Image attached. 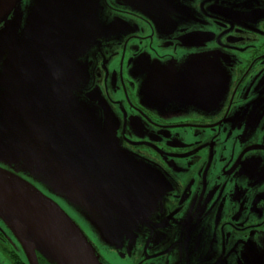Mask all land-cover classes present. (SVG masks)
<instances>
[{
    "label": "rangeland",
    "instance_id": "obj_1",
    "mask_svg": "<svg viewBox=\"0 0 264 264\" xmlns=\"http://www.w3.org/2000/svg\"><path fill=\"white\" fill-rule=\"evenodd\" d=\"M236 1L81 0L85 17H82L81 7L76 3L78 7L77 22L74 25H67L66 29L68 31L62 34L61 42L63 45H80L83 42L82 37L89 36L84 42L85 48L82 60L85 64H88L90 79L93 70L95 75V63L98 61L99 64L102 53L108 55L107 63L109 65L107 67H109V72L116 64L122 66V63H124L126 66L123 69V74H131V81H138V87L136 89L135 87L132 88L133 101L140 103L146 111L151 113V121L146 119L147 122H145L148 126L152 125L151 122H158L160 119L173 120L183 117L187 112L196 113L199 115L198 117L205 118L214 113L218 114L221 108L236 106L230 113L224 114L223 120L230 126H232V123L235 124L236 130L245 134L248 121H252V113L257 112L258 100L254 93L249 95L234 93L235 90H232V86L235 81L236 62L234 64L228 62L224 64L225 55H227L225 51L220 49H207V52L195 51L198 53L194 54V52L181 56V58H184L183 61L181 59L178 61L160 60L154 58L151 53H148V56H143L144 53H142L134 57L135 47L140 43L136 40L138 37L131 36V34H139L143 30L142 20L146 19L156 33L159 32L160 34L161 29H165L166 33L157 35L158 39L163 42L158 47L165 49L166 43H171V38L176 32L185 30V34H187L189 28H197L201 26L202 22L207 21L206 14L216 11L226 17H236L237 13H240ZM253 1L256 5L263 4L262 9L264 10V0ZM65 2L68 3L69 0H65ZM252 12V8H248L247 19H252ZM215 14L219 15L218 13ZM169 28L172 29V33ZM36 46L34 50H36ZM95 46L100 47L98 50L100 57L94 53L93 48ZM169 50H172V47ZM230 56L231 58L236 57L235 55ZM131 59L135 60L130 65L132 69L128 67ZM116 70L120 73L121 67ZM113 93L114 98L118 97L116 93ZM103 102L109 106V109L115 115L112 105L109 104L106 98L103 99ZM116 132L127 160L120 163L117 158H112L111 179H106L103 176L98 179L100 184H105L103 186L104 193L110 194L113 220H117L118 216L121 215L122 221H129L126 233L116 230L110 236H106L103 234V227L98 224V221H106L105 218L92 217L85 208L74 206L67 196L60 197L58 190L53 187L49 188L41 181L39 183L44 187L47 195L52 199H56V202L62 205V208L74 221L87 223L84 230L88 235L85 234L90 241L92 240L93 243L99 246L98 255L103 257L107 264H143L144 261L140 258V251L143 248V242L150 240L148 238L151 232L149 230L150 223L152 221H163L166 218L165 214L168 207L173 203L172 194L178 190V187L164 167L160 168L156 164L155 158L148 157L149 159H147L146 156L144 157L138 153L141 150L123 146L118 130ZM258 136H260L259 130L253 137L249 135L251 138L246 141H255ZM164 142L165 140L163 142L160 140V143ZM258 155L259 157H255L254 160L259 162L260 167L264 169V151L259 150ZM99 156L106 164L109 158L108 152L103 151ZM245 157L241 162L242 168L250 173L253 170L254 163ZM176 164L179 165L177 160ZM94 165L97 166V162ZM127 166L126 174H129L130 177L135 176L136 181L143 184L142 188L136 185V188H133L135 195H132L133 198L137 197V199L144 197V203L139 204L140 209L130 210L126 208L124 205L125 192L119 189L124 187L128 191L123 177ZM18 169L34 182H37L33 179L32 175H35V173L32 170L26 167L22 169L20 166H18ZM261 170L257 169L256 173H260ZM184 175V180L195 179L194 186L196 187L192 185V195H195L194 198L197 195L200 199L203 195L204 185L203 190H200L201 186L198 182L201 180L198 179L199 175L195 168L193 170L189 168ZM218 176L219 172L215 170L208 182V186L212 190L215 184L214 181L219 180L216 185L218 193L214 196L208 195L201 206V210L191 207L183 213L180 219L176 220L203 221L201 223L191 222L192 232H203H200L196 238H192L191 234L186 237L188 230V225H186L181 228L182 230L166 233L164 245L169 244L179 248L192 242L197 247V255L203 257L202 260L204 261L212 262L218 258L220 247L224 245L225 253L229 254L224 262L226 264H264V225L256 228L248 227L237 232L232 228L231 223L228 224V222L240 221L242 224L249 225L252 221L264 219V207L259 210L256 208L257 202H254L258 196L263 197L264 200V179L258 181L254 177L250 178L249 180L255 183L250 185H257L260 193L244 194L241 192L244 190V184L241 182L242 185H238L237 175L233 183V180L229 181V178L224 176L221 183L224 181L227 185H221L220 179H217ZM243 180L247 181L244 178ZM80 181L87 183L88 179L81 178ZM110 183L112 184L109 185ZM230 183V196L224 202H220V189L223 186V189L229 188ZM90 185L91 183L87 186L85 195L92 197V204H98L99 201L96 199V195L89 190ZM99 197L107 199L103 194H99ZM188 206L189 204L184 209ZM235 218L238 219L235 220ZM122 221L120 222L123 223ZM174 236H176V240L172 238ZM173 241L174 243H172ZM155 244L158 245L159 242ZM159 247H153V249ZM0 264H12L11 259L4 254L1 246ZM169 264L173 263L170 262Z\"/></svg>",
    "mask_w": 264,
    "mask_h": 264
},
{
    "label": "water",
    "instance_id": "obj_2",
    "mask_svg": "<svg viewBox=\"0 0 264 264\" xmlns=\"http://www.w3.org/2000/svg\"><path fill=\"white\" fill-rule=\"evenodd\" d=\"M76 3L84 18L81 0H29L26 4L24 0H0V218L18 239L30 264H38L37 253L57 264L101 262L79 225L27 180L18 166L32 170L35 181L58 190L60 197L67 196L92 217L105 218L98 224L106 236L116 230L126 233L129 226L121 215L113 220L110 194L104 193L105 184L98 179H111L112 158L120 163L127 158L117 138V118L99 91L91 87L88 64L82 60L89 36L82 37L80 45L61 42L67 25L77 22ZM103 151L108 152L106 164L99 156ZM127 168L123 177L128 191L119 188L126 195L124 205L140 209L144 197L132 195L133 188L143 184L126 174ZM81 178L88 182L82 183ZM89 183L98 204L85 195ZM12 194L35 207L64 244L70 263L31 238L25 223L29 214L21 215L15 209Z\"/></svg>",
    "mask_w": 264,
    "mask_h": 264
},
{
    "label": "flooded vegetation",
    "instance_id": "obj_3",
    "mask_svg": "<svg viewBox=\"0 0 264 264\" xmlns=\"http://www.w3.org/2000/svg\"><path fill=\"white\" fill-rule=\"evenodd\" d=\"M28 1L24 0V4ZM236 3L240 9V13H237L236 17H226L216 11L214 13L219 15H214V13L206 14L207 21L202 22L201 26L197 28H189L187 34H185V30L176 32L171 38V43H166L165 49L158 47L163 42L157 37V35L166 33L165 29H161L160 34L159 32L156 33L146 19L142 20L143 30L139 34L134 33L131 36L138 37L136 40L140 43V45L135 47L134 57L142 53H144L143 56H148V53H151L154 58L160 60L178 61L181 59L183 61L184 58H181V56L194 53L195 51L207 52V49L225 51L227 55H225L224 64L227 62L234 64L236 62L235 81L232 86V90H235L234 93H245L247 95L254 93L258 100L257 112L252 113V121H248L245 134L237 131L235 124L232 123V126H230L223 120L224 114L230 113L236 106L221 108L218 114L214 113L205 118L198 117L199 115L196 113L187 112L183 117L173 120L160 119L161 121L150 123L155 126H148L145 122H147L146 119L151 121V113L146 111L140 103L133 101L132 88L135 87L136 89L138 87V81H131V74H123V69L126 66L124 63H122V66L116 64L109 72V67H107L109 65L107 63L108 55L106 56L102 53V62L100 61L98 64L97 61L95 63V75L94 70L91 73V82L93 83L91 87L98 90L100 97L106 98L113 107L118 121V135L122 145L141 150L138 153L144 157L146 156L147 159H149L148 157L155 158L156 164L160 168L164 167L169 176L177 183L178 190L172 194L173 203L168 207L165 214L166 218L164 217L163 221H152L150 226L148 225L151 231L148 236L150 240L143 242V248L140 251V258L144 261L143 264H169L170 262L173 264H226L224 262L229 254L225 253L224 245L219 250L218 258L220 257V259L217 258L218 260L216 259L213 262L204 261L202 260L203 257L197 255V247L192 242L190 244L186 243L183 247L175 248L174 245L170 246L167 244L165 246L164 237L166 233L180 230L186 225H188L186 237L191 234L192 238H196L200 232H203L191 231V222L201 223L203 221L176 220L180 219L183 213L191 207L201 210V206L208 198V195L214 196L218 193L216 185L219 180L214 181L215 184L212 190L208 186L210 176L215 170L219 172L217 179H220L221 185H227L224 181L221 183V179L224 176H227L229 181L233 180L232 183L238 176V185H242L241 182L244 184V190L241 192L244 194L260 193L257 185H250L255 183L249 179L253 177L258 181L264 179V169L260 167L259 162L254 160L255 157H259V150L264 151V10L262 9L263 4L256 5L253 0H237ZM248 8L253 10L252 19H247ZM185 10L187 11V9ZM2 27L3 24H1L0 29ZM169 30L172 33V29L169 28ZM170 47H172V50H169ZM93 49L96 56L100 57V52L98 51L100 47L95 46ZM230 55H235L237 58H231ZM133 61L135 60L131 59L128 65L131 69L132 66L130 65H132ZM120 67L121 71L119 73L116 69H120ZM112 93H116L118 97L114 98ZM258 130L260 136H258L257 140L246 141L253 137L254 134H257ZM160 140L162 142L165 140V142L160 143ZM244 157L254 163L253 170L250 173L242 168L241 162ZM176 160L179 165L176 164ZM3 167L9 168V166L4 165ZM189 168L192 170L195 168L198 173V179L201 180L198 182L201 186L200 190H203L204 185L203 195L200 199H198L197 195L195 198V195H192L191 188L195 184V179L184 180V173ZM257 169L262 170L260 173H256ZM22 175L47 194L39 182H34L26 175ZM243 178L247 181H244ZM223 187L220 189V202L227 200L231 194L229 190L231 183L229 188L223 189ZM54 200L56 201V199ZM254 202H257L256 208L259 210L263 209V197L258 196ZM187 204H189L188 208L184 209ZM237 219L235 218V220ZM75 222L83 230L86 227L85 224H87L84 221ZM230 223L233 226L232 228L239 232L248 227L256 228L264 225V219L252 221L249 225L242 224L240 221L235 223L228 222V224ZM84 232L86 233L85 230ZM175 237L172 238L176 240ZM158 242V245L155 244ZM0 246L4 254L11 259L12 264H30L18 239L1 218ZM93 246L97 250L96 253L98 255L99 246L96 243H93ZM153 247L159 248L154 250ZM98 257L101 264H107L103 257L99 255ZM37 258L38 264H48L40 254H38Z\"/></svg>",
    "mask_w": 264,
    "mask_h": 264
},
{
    "label": "bare ground",
    "instance_id": "obj_4",
    "mask_svg": "<svg viewBox=\"0 0 264 264\" xmlns=\"http://www.w3.org/2000/svg\"><path fill=\"white\" fill-rule=\"evenodd\" d=\"M12 197L11 198L15 201V209L19 211L21 215L23 212H27L29 214V218L27 221H25V223L27 225V230L31 238H36L47 247L54 250L64 260H68L67 262L70 263V255L67 249L65 248L64 244L62 243L58 235L54 232V230L47 225V223L40 216L35 207H33L27 201H23L22 199L18 198L13 194Z\"/></svg>",
    "mask_w": 264,
    "mask_h": 264
},
{
    "label": "crops",
    "instance_id": "obj_5",
    "mask_svg": "<svg viewBox=\"0 0 264 264\" xmlns=\"http://www.w3.org/2000/svg\"><path fill=\"white\" fill-rule=\"evenodd\" d=\"M41 256L47 261L48 264H57L56 262H53V261L48 260L43 255H41Z\"/></svg>",
    "mask_w": 264,
    "mask_h": 264
}]
</instances>
